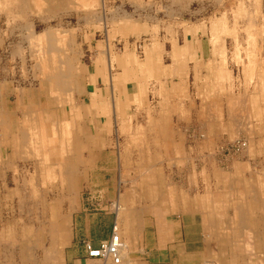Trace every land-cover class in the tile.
Listing matches in <instances>:
<instances>
[{
  "label": "bare ground",
  "instance_id": "1",
  "mask_svg": "<svg viewBox=\"0 0 264 264\" xmlns=\"http://www.w3.org/2000/svg\"><path fill=\"white\" fill-rule=\"evenodd\" d=\"M129 1L0 0V264H65L111 161L114 229L87 258L120 264L156 211L202 233L183 264H264V0H171L155 20Z\"/></svg>",
  "mask_w": 264,
  "mask_h": 264
},
{
  "label": "crops",
  "instance_id": "2",
  "mask_svg": "<svg viewBox=\"0 0 264 264\" xmlns=\"http://www.w3.org/2000/svg\"><path fill=\"white\" fill-rule=\"evenodd\" d=\"M115 1L116 4L121 3V0ZM125 1L126 2L123 3L127 9H130L131 7L133 8L132 3L129 0ZM147 1H149L148 13L152 19L155 20L166 16V10L163 9L171 3V0ZM202 4L203 3L200 0H193L190 2L189 6L192 9L196 6H202ZM94 34L95 38L93 42L95 46L97 43L104 41L100 32ZM88 39L90 40V38ZM82 40H86L85 34L82 35ZM84 46L87 50L86 55H89L90 49L88 48V44L84 43ZM100 164H102V162ZM113 167L114 163L112 161L106 165L100 166L101 170L105 169V174L106 172L110 174L108 179L113 175L111 171ZM113 182L114 196L110 203L118 200L119 196L117 193V181H114L113 179ZM142 204L143 201H141V205ZM108 207H110V204ZM155 212L151 215H143V222L139 225L140 229L138 230L139 232H137V237L129 243L130 248H127V257H121L122 261L120 264H183L184 254L189 255V253L193 251H189L187 243L183 241L184 230H187V226L182 221L181 216L177 213H172L171 215L166 216L163 222L162 219L160 220L157 218L160 217L159 215L161 214H156ZM77 213L79 218H77V225H75V215ZM115 215L113 209L110 210V212L105 213H90L88 211H83L81 208L73 213L71 219L73 238L70 245L66 248L65 264H101V261H98L97 259L87 258L83 242L91 241L92 244L99 245L108 241L113 231ZM162 224L169 228L171 225L174 226V229L171 230L172 233L170 239H165L161 236V232H164L161 228ZM76 227L77 232L75 233ZM203 243L204 241L202 242V246Z\"/></svg>",
  "mask_w": 264,
  "mask_h": 264
},
{
  "label": "rangeland",
  "instance_id": "3",
  "mask_svg": "<svg viewBox=\"0 0 264 264\" xmlns=\"http://www.w3.org/2000/svg\"><path fill=\"white\" fill-rule=\"evenodd\" d=\"M207 12H212V9H207ZM203 41V40H202ZM200 43V42H198ZM89 57L86 56V59ZM230 69H231V75L232 78L231 80L234 82L239 78L240 71H238L237 67L233 64H229ZM187 98H178L176 100H173V102L177 105L180 106L183 103H187ZM195 116L193 115V118ZM195 119L191 120V122H194ZM193 122H192V128H193ZM188 123V122H187ZM225 153L226 154H234L236 151L239 149V142L236 143H228L225 145ZM220 157V154L217 155ZM107 163H103V165H106ZM97 178L99 179H91L92 180V186L90 189L86 190L83 193V198H82V205L84 206L83 211H88L90 213L94 212H100V213H105V212H110L109 207L107 205L110 204L111 199L114 196V189H113V179H108L110 177V174L106 172L105 174V169L100 170L99 173L96 175ZM102 192V193H101ZM105 216V215H104ZM77 218H79L78 213L75 215V225H77ZM114 229V225H113ZM77 232V227L76 231ZM113 232V231H112ZM184 242L187 243L188 245V250H202V242H203V235L202 233H199L197 231H193L190 229L184 230ZM107 242V241H106ZM87 241L83 242V246L85 248V244ZM104 243V242H103Z\"/></svg>",
  "mask_w": 264,
  "mask_h": 264
},
{
  "label": "built area",
  "instance_id": "4",
  "mask_svg": "<svg viewBox=\"0 0 264 264\" xmlns=\"http://www.w3.org/2000/svg\"><path fill=\"white\" fill-rule=\"evenodd\" d=\"M93 249V250H92ZM100 249H102V243L101 244H99V245H94V244H92V246L91 245H89V246H87L86 244H85V251L88 253V255L89 254H96V255H98L99 256V254H100ZM90 252V253H89ZM100 256H102V255H100Z\"/></svg>",
  "mask_w": 264,
  "mask_h": 264
}]
</instances>
